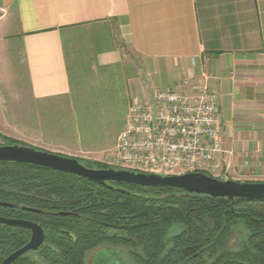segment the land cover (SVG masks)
Here are the masks:
<instances>
[{
	"label": "crops",
	"instance_id": "0c3cea01",
	"mask_svg": "<svg viewBox=\"0 0 264 264\" xmlns=\"http://www.w3.org/2000/svg\"><path fill=\"white\" fill-rule=\"evenodd\" d=\"M0 18L10 30L0 38H16L24 62L16 95L0 94V133L93 154V126L117 103L127 112L137 93H189L206 81L220 109V177L264 181V0H0ZM90 24L112 29L137 55L134 76L115 39L88 74L72 70L64 37ZM26 98L13 114L11 103Z\"/></svg>",
	"mask_w": 264,
	"mask_h": 264
},
{
	"label": "trees",
	"instance_id": "16d2710c",
	"mask_svg": "<svg viewBox=\"0 0 264 264\" xmlns=\"http://www.w3.org/2000/svg\"><path fill=\"white\" fill-rule=\"evenodd\" d=\"M115 36L104 25L76 26L71 37H64L72 70L88 74L95 54L111 48L114 39L125 54L128 47ZM124 64L134 76L137 59ZM0 138V145L24 144ZM107 185L65 171L0 162V202L13 204L0 205V216L36 222L45 235L37 251L11 264H86L88 254L102 246L125 249L136 264H231L224 259L234 254L229 238L238 224L254 228L239 253L250 260L248 246L254 245V264H264V199L229 200L171 186ZM29 238L26 228L0 224V262Z\"/></svg>",
	"mask_w": 264,
	"mask_h": 264
},
{
	"label": "built area",
	"instance_id": "2783aa9c",
	"mask_svg": "<svg viewBox=\"0 0 264 264\" xmlns=\"http://www.w3.org/2000/svg\"><path fill=\"white\" fill-rule=\"evenodd\" d=\"M219 113L217 94L206 81L192 84L189 93L171 88L157 89L149 97L137 93L103 159L110 167L134 172H203L218 178V156L224 151Z\"/></svg>",
	"mask_w": 264,
	"mask_h": 264
},
{
	"label": "water",
	"instance_id": "95a60500",
	"mask_svg": "<svg viewBox=\"0 0 264 264\" xmlns=\"http://www.w3.org/2000/svg\"><path fill=\"white\" fill-rule=\"evenodd\" d=\"M6 161L37 165L69 172L103 186H108L107 182L114 181L117 183L124 182L141 186H171L181 188L188 193L206 194L211 197H224L229 200L235 198L246 200L264 199V181L220 179L203 172L159 175L155 173L134 172L112 167L91 168L83 165L74 157L61 155L59 153L24 144L0 145V162ZM116 190L123 193H130L122 188H116ZM0 205L9 206L13 204L0 202ZM18 207L30 211H40L26 206ZM0 224L22 227L30 231L29 240L24 245L8 254L0 264H11L23 254L37 251L44 242V231L36 222L27 219L0 216ZM106 254L111 255L110 253ZM106 254L100 255L99 258H105L107 256Z\"/></svg>",
	"mask_w": 264,
	"mask_h": 264
},
{
	"label": "rangeland",
	"instance_id": "374dc122",
	"mask_svg": "<svg viewBox=\"0 0 264 264\" xmlns=\"http://www.w3.org/2000/svg\"><path fill=\"white\" fill-rule=\"evenodd\" d=\"M8 20L9 19L7 18H0V37L1 34L4 33V31L10 32V30H4L2 28V25L5 23V21L7 22ZM125 51H126V57H125L126 59H128L129 57H134L138 61L137 55H134V52L132 50H129L127 48ZM23 70H24V62L21 56V47L17 39L8 38L6 40L0 38V94L1 95H5V97L10 96V98L13 99L12 97L14 96L13 94L16 95V92L18 91L16 86L14 85L16 82V78L20 73L21 75L23 74ZM28 101H29L28 98L19 101L16 100L13 101L11 103L12 106L10 108L11 110H13L12 113L14 114L16 112L15 109L17 110L18 108H20L19 104L27 105ZM16 105L18 106V108H16L17 107ZM111 110H112L111 115L110 114L103 115V118L97 121L98 124L95 123V125L93 126L94 131L92 134V138H93V144L94 145L96 144V146H94L96 147V149L95 148L92 149L93 151H95V153L93 154L81 153L78 151V148L74 149L73 147L68 146V144L65 145L59 144L60 146H53L41 142H37L35 144L36 146L39 145L40 147H43L42 149H46L47 151L50 152L52 151L55 153H60L61 155L74 157L79 161H81L83 165H86L91 168H99L102 165L108 166L103 159V155H102L103 153H99V151L109 152L108 150L113 148V144L116 140V135L121 126V119L123 118L124 113L126 112L124 107L122 106V103H117L115 107ZM8 119H10V117ZM0 131L3 133L1 127H0ZM2 133L0 134L3 137L5 136L8 137L10 135L9 138L12 137L11 139H13V136H15L9 132H7L5 135ZM0 141L3 142L4 139L0 138ZM24 145H29V144L24 143ZM243 229H245V227H243L241 224H238L233 228V230L235 231L232 233V237L234 238L232 242L237 244L238 241H241V243L243 241L244 243L248 241L247 232L244 234H242L241 232ZM236 250L238 251L242 250V246L237 247ZM236 250H232V251L234 252ZM92 255L93 252H90V254H88V257L86 259V264H90L89 260L92 257ZM129 260L132 261L131 258Z\"/></svg>",
	"mask_w": 264,
	"mask_h": 264
},
{
	"label": "flooded vegetation",
	"instance_id": "af4514ba",
	"mask_svg": "<svg viewBox=\"0 0 264 264\" xmlns=\"http://www.w3.org/2000/svg\"><path fill=\"white\" fill-rule=\"evenodd\" d=\"M235 230H233L231 232L230 238H229V246L232 250H236L237 247L243 246L241 245V241H238L237 244H235L234 242H232V240H234V238L232 237V233ZM242 234L247 232V235L252 234L254 237V228L249 231L248 229H243ZM254 241V239H253ZM250 249H252V252L249 256H251V259L248 260L247 256L243 253H239L238 250L234 251V254L232 255H228L229 258H225L224 260L226 261V259H228L229 261H231V264H254V245L248 246ZM247 247V248H248ZM243 249V247H242ZM106 250V251H104ZM231 250V251H232ZM110 253L111 255H107L106 253ZM236 252V253H235ZM233 253V251H232ZM102 254H106L107 256L104 258H99L100 255ZM130 256L128 255V252L123 249V248H119V247H110V246H102L97 248L94 252L92 257L89 260L90 264H136L135 262L129 260ZM224 261V262H225ZM224 264H229V263H224Z\"/></svg>",
	"mask_w": 264,
	"mask_h": 264
}]
</instances>
